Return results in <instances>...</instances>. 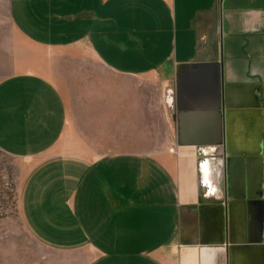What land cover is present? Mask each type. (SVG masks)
I'll return each instance as SVG.
<instances>
[{
  "label": "crops",
  "instance_id": "0c3cea01",
  "mask_svg": "<svg viewBox=\"0 0 264 264\" xmlns=\"http://www.w3.org/2000/svg\"><path fill=\"white\" fill-rule=\"evenodd\" d=\"M10 4L19 36L56 56L0 85V148L33 161L22 196L36 238L88 252L87 264H264V0ZM86 54L106 77L85 73L82 126L159 112L161 148L56 153L77 128L50 62ZM208 63L221 65L218 110L210 71L179 85Z\"/></svg>",
  "mask_w": 264,
  "mask_h": 264
},
{
  "label": "rangeland",
  "instance_id": "374dc122",
  "mask_svg": "<svg viewBox=\"0 0 264 264\" xmlns=\"http://www.w3.org/2000/svg\"><path fill=\"white\" fill-rule=\"evenodd\" d=\"M10 5V0H0V85L31 67L34 72L37 57H56L52 51L33 46L19 36L12 24ZM72 52L71 55L75 57V51ZM50 63L51 80L66 99L72 123L77 128L66 130L56 146V153L74 154L90 162L111 153L129 152L132 147L135 150L138 147L149 148L150 151L161 148L163 139L159 112H154L152 124L101 125L94 128L82 126L81 98L85 97L89 88L85 73L90 71L93 74L95 70L106 77L102 68L95 63L93 55L86 54L85 59H55ZM109 120L112 121V116L106 115L105 121ZM132 134H139L138 138H143L144 144L132 145ZM145 136L155 139L149 147ZM32 164V160L19 158L0 148V264H87L90 262L88 252L73 246H46L30 231L22 195L26 187V175ZM35 170H39V167Z\"/></svg>",
  "mask_w": 264,
  "mask_h": 264
},
{
  "label": "water",
  "instance_id": "95a60500",
  "mask_svg": "<svg viewBox=\"0 0 264 264\" xmlns=\"http://www.w3.org/2000/svg\"><path fill=\"white\" fill-rule=\"evenodd\" d=\"M191 67H188L185 70V74L182 75L179 79V85L181 87L184 86V84L187 82V77L190 73L195 76H201V74H204L206 71H210L211 78L213 80L212 85V94H213V102H214V108L220 109L222 106V80H221V65L220 63H211V64H199L197 65L196 69H192ZM193 71V72H192Z\"/></svg>",
  "mask_w": 264,
  "mask_h": 264
}]
</instances>
